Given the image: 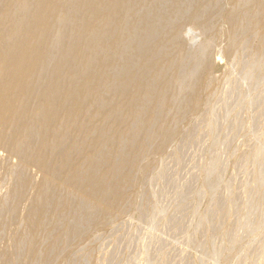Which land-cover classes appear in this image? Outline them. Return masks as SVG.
<instances>
[{"label":"rangeland","instance_id":"obj_1","mask_svg":"<svg viewBox=\"0 0 264 264\" xmlns=\"http://www.w3.org/2000/svg\"><path fill=\"white\" fill-rule=\"evenodd\" d=\"M149 1L138 12L151 13ZM259 1H152L162 4L169 24L183 25L177 35L181 73H166L175 81L167 91L172 100L154 113V126H130L133 131L147 128L145 147L135 153L129 137L119 146L117 161L133 153L136 158L133 165L106 176L111 186L125 170L131 174L121 189L123 199L109 212L62 186L45 207L41 226L33 228L30 218L42 199L37 186L43 172L25 165L0 143V264H264V40L259 48ZM173 3L182 5L178 14L171 11ZM170 29L167 25L164 33ZM153 36L146 38L144 48L160 38ZM193 89L198 106L188 112L184 107ZM22 107L14 110L27 105ZM160 127L170 130L171 138L157 150ZM20 177L26 181L21 197Z\"/></svg>","mask_w":264,"mask_h":264},{"label":"bare ground","instance_id":"obj_2","mask_svg":"<svg viewBox=\"0 0 264 264\" xmlns=\"http://www.w3.org/2000/svg\"><path fill=\"white\" fill-rule=\"evenodd\" d=\"M152 1L148 13L138 12L145 8L146 0H2L0 143L25 165L43 172V181L37 186L42 197L39 209L35 216L32 210L28 214L33 216V228L41 226L45 207L58 187H72L103 212L123 199L121 189L130 183V172H122L121 181L111 186L106 176L133 165L136 155L117 161L119 146L129 137L135 153L145 147L147 128L133 131L130 126L148 125L157 110L168 107L172 98L167 91L174 85V77L166 73L174 70L177 74L178 69L181 73L182 67L177 35L183 25L178 20L169 24V17L159 8L162 4ZM178 4L173 3L171 11H179L182 5ZM257 5L263 16L261 48L264 0ZM167 25L171 29L165 34ZM151 35L160 38L144 48ZM198 101V91L193 89L184 109L195 111ZM24 105V110H14ZM159 130L162 141L157 150L171 136L170 130ZM25 183L20 177L19 197Z\"/></svg>","mask_w":264,"mask_h":264}]
</instances>
